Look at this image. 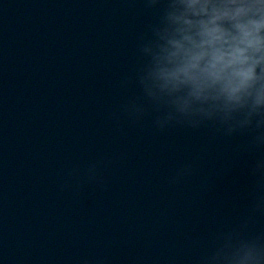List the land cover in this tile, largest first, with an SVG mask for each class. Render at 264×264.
Returning a JSON list of instances; mask_svg holds the SVG:
<instances>
[{"label":"water","instance_id":"obj_1","mask_svg":"<svg viewBox=\"0 0 264 264\" xmlns=\"http://www.w3.org/2000/svg\"><path fill=\"white\" fill-rule=\"evenodd\" d=\"M158 14L0 0V264H208L226 232L264 244L256 131L154 123L136 74Z\"/></svg>","mask_w":264,"mask_h":264},{"label":"clouds","instance_id":"obj_2","mask_svg":"<svg viewBox=\"0 0 264 264\" xmlns=\"http://www.w3.org/2000/svg\"><path fill=\"white\" fill-rule=\"evenodd\" d=\"M145 2L159 14L141 37L136 83L155 125L211 121L225 135L254 130L264 144V0ZM208 264H264V244L226 232Z\"/></svg>","mask_w":264,"mask_h":264}]
</instances>
